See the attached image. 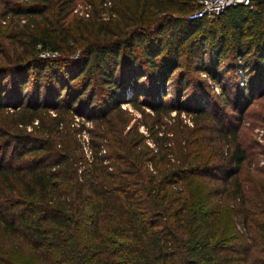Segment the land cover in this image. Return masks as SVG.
Masks as SVG:
<instances>
[{
	"label": "trees",
	"instance_id": "1",
	"mask_svg": "<svg viewBox=\"0 0 264 264\" xmlns=\"http://www.w3.org/2000/svg\"><path fill=\"white\" fill-rule=\"evenodd\" d=\"M84 1L0 0V264H264V0Z\"/></svg>",
	"mask_w": 264,
	"mask_h": 264
},
{
	"label": "rangeland",
	"instance_id": "2",
	"mask_svg": "<svg viewBox=\"0 0 264 264\" xmlns=\"http://www.w3.org/2000/svg\"><path fill=\"white\" fill-rule=\"evenodd\" d=\"M90 2V0H86ZM84 1L82 2L83 5L87 4V2ZM95 2H99L100 0H94ZM96 4V3H95ZM7 31L6 25H4V22L1 19V13H0V46H7L9 41L6 37H3V34ZM0 47V48H1ZM0 62H2V59L0 58ZM224 63H222L221 68L224 67ZM200 73L199 76H202L203 78H208V83L210 84L211 88L213 90H216L217 93L221 91V88L217 89V85L211 77L207 76V73L205 71H199ZM223 72H219L218 75L220 78H222L223 82L229 83L231 82L229 78V74L222 75ZM243 80V79H242ZM241 80V84L242 83ZM125 106H129L128 103H123ZM137 115H139L138 112H135ZM246 122L242 125V130H249L247 133H251V136L255 138L258 142L256 150H260L261 147L264 150V99L263 98H258L252 106L251 114L246 116ZM89 125V122L87 123ZM86 136V135H85ZM86 139V138H85ZM259 153V152H258ZM256 154L257 155V162H259V165L264 167V154Z\"/></svg>",
	"mask_w": 264,
	"mask_h": 264
},
{
	"label": "built area",
	"instance_id": "3",
	"mask_svg": "<svg viewBox=\"0 0 264 264\" xmlns=\"http://www.w3.org/2000/svg\"><path fill=\"white\" fill-rule=\"evenodd\" d=\"M259 0H199V8L190 15V18L208 17L213 18L222 13L226 8L232 5H248L253 6ZM75 12L81 15H89L90 6L88 4H79L75 8ZM46 56L50 53L44 54Z\"/></svg>",
	"mask_w": 264,
	"mask_h": 264
}]
</instances>
